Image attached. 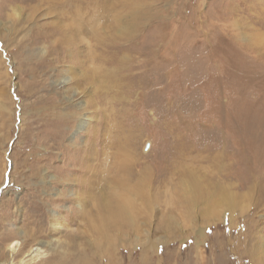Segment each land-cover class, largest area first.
Segmentation results:
<instances>
[{
    "label": "rangeland",
    "instance_id": "1",
    "mask_svg": "<svg viewBox=\"0 0 264 264\" xmlns=\"http://www.w3.org/2000/svg\"><path fill=\"white\" fill-rule=\"evenodd\" d=\"M108 1L94 29L117 38L119 17L126 34L138 26L141 49L122 42L119 59L129 58L109 66L110 82L80 86L94 94L95 127L75 148L95 132L120 139L145 172L147 201L133 220L97 229L115 149L93 172L73 170L72 130L61 147L51 138L52 123L72 109L54 84L67 59L55 63L59 53L42 35L65 28L68 14L52 0H0V262L19 240L28 247L11 264H264V0ZM85 36L77 44L84 60ZM137 73L142 84L131 87ZM91 177L87 192L82 181ZM40 243L42 252L25 258Z\"/></svg>",
    "mask_w": 264,
    "mask_h": 264
},
{
    "label": "bare ground",
    "instance_id": "2",
    "mask_svg": "<svg viewBox=\"0 0 264 264\" xmlns=\"http://www.w3.org/2000/svg\"><path fill=\"white\" fill-rule=\"evenodd\" d=\"M27 1L31 3H41L47 2L49 0ZM52 1L55 2L59 9H61L60 16H62L64 19H67V17L64 15V13H67L69 17L68 20H70V22L65 28L59 27L57 25L53 28L46 27L48 31L43 33L42 36L51 42V53H59L55 63L67 59L65 60L66 64L62 67L60 79L57 82H54V84L62 89L65 99L72 110H70V114H67V118H62V120L59 122L55 121L56 123H52L53 127L55 126L57 128V131L53 132L51 138H53L54 146L56 145L61 147V144H59L58 141L63 139L62 137L65 135V131L68 129L72 130L71 134L74 136V139L71 140L70 149L75 150L69 159L74 161L73 170L79 168L86 172H93L104 164L105 159H102V156L104 157L107 154L106 149H108L109 146H112L115 149V152L111 154L115 161L114 166L108 172V174L111 175L110 185H112V187L110 188L111 190L109 197L104 198L103 200L105 207L102 206L107 212L104 211V214H101V224L97 227L100 232H103L107 222L127 218L133 220L132 216L135 211L139 210L141 206H143V203L147 201L144 192L147 183L145 182L144 178H142L145 175V172H142L143 168L142 170L137 169L139 168V164L132 161L130 162L128 160L130 152L128 147H126V144L122 143L120 139H115L116 141H110L108 136H104L106 139H102V135L100 133L98 134V132H95V136L93 135L94 142L89 141L87 145L78 149L75 148L77 145L76 137L83 135L84 132L86 133V131H89L95 127L94 125L92 126L94 119L91 117V107H89L92 103L94 106V94L92 93L91 89L84 92V90H81L82 88H80V86L86 81H88V83L93 81L94 83L110 82V79L112 78V69L109 68V66L113 63L118 64L120 55L123 54V51L126 49V47L121 43L131 42L132 40V42L135 44V41L139 37V35H137L139 30L137 26L136 30L134 28L133 33L126 34L125 26L123 27L124 23L119 17L115 21L117 25L116 31L118 33L117 38L112 36V31L107 32L106 30H103L101 32L95 30L93 26L94 18L97 17V19H103L108 17L106 14L110 7L108 0ZM118 6L121 8L127 7V0H118ZM14 13L19 16L18 11L15 9ZM136 25L137 21L135 19V27ZM82 35H86L85 37L89 39L88 45L86 46L88 54H86L87 59L85 60L80 59L79 55L81 53V46L79 48L77 46V44L79 45L81 42H83ZM57 36H59V38H56ZM116 41L118 43L114 44ZM133 49L135 53H139L141 48L139 47V44H135ZM40 51L43 56L45 54L47 56L48 52L45 48H41ZM51 53L49 52L48 54ZM152 53L153 52H150L149 55H152ZM128 58L129 56L124 54L123 57L119 59V62L122 63L124 59L128 60ZM49 59L51 60L52 58ZM83 65L84 67L82 68ZM141 66L143 67L145 65L142 64ZM141 66L137 65L134 68H139ZM88 72L91 77L87 76ZM130 79L132 80L131 87L135 86L137 83L142 84L143 80L142 75L138 73L130 75ZM86 84L87 83H85V85ZM107 87L111 88V86ZM81 93H84L82 97H78V95ZM99 127L100 126H98L97 129H99ZM80 138H83V136ZM153 170L154 171H152L150 174L148 173V178L150 177L149 185L151 189L155 191V185L157 184L156 178L158 177L156 169ZM92 178L93 177L82 181L83 186L86 185L85 190L87 192L92 191L96 186L97 180H93ZM94 184L95 186H93ZM58 195H60L59 191ZM68 195L72 196L73 199L78 202V204H80L78 197L79 194L77 192L70 191ZM135 197L136 199L139 198L142 203L138 204ZM51 213L53 220L58 224L60 219L58 212L52 210ZM105 214L107 215L105 216ZM42 245L44 244L40 243L38 247L31 248L30 251L25 254V258L31 257L30 260L34 259L33 257H35V255L42 252ZM27 247L28 246L26 243L24 244L19 240L9 243L6 248L9 259L1 261L0 264H11V260L18 258L19 256L21 257ZM20 264H24V259L20 260Z\"/></svg>",
    "mask_w": 264,
    "mask_h": 264
}]
</instances>
